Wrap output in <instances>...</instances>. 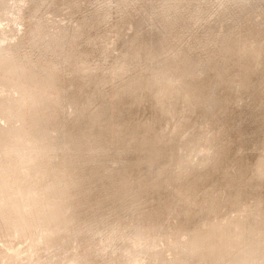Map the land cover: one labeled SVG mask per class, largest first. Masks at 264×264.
Returning <instances> with one entry per match:
<instances>
[{"label": "rangeland", "instance_id": "1", "mask_svg": "<svg viewBox=\"0 0 264 264\" xmlns=\"http://www.w3.org/2000/svg\"><path fill=\"white\" fill-rule=\"evenodd\" d=\"M0 148V264H264V0H0Z\"/></svg>", "mask_w": 264, "mask_h": 264}, {"label": "bare ground", "instance_id": "2", "mask_svg": "<svg viewBox=\"0 0 264 264\" xmlns=\"http://www.w3.org/2000/svg\"><path fill=\"white\" fill-rule=\"evenodd\" d=\"M11 138L13 139L14 138V135H11ZM18 141H20L19 139H18ZM9 142H11L10 141V139H9ZM1 149V148H0ZM13 150V149H12ZM4 165V164H3ZM3 165H1L0 166V168L4 171V172H6L7 173V176H6V178H3L2 179V181H0V183L1 182H6L7 183V187L5 188V189H3V190H8L9 188H11L15 183H14V179H12L11 178V175H10V173H11V171L9 170V168L8 169H5V167L3 166ZM0 179H1V174H0ZM20 193V191L19 192H16L15 193V195L17 196L18 194ZM1 203H4L5 205H7L9 202H8V200L7 199H1L0 198V204ZM13 204H15L16 206H17V208L18 209H20V207H22V206H20L18 203H13ZM2 230V229H1ZM17 233V229L15 230V231H13V232H11L8 236H6V237H3V240L1 239V241H6V240H8L9 238H12V237H15V234ZM198 233V232H197ZM191 235V234H190ZM193 235H195V234H193ZM190 237V236H189ZM128 239V238H127ZM253 239V238H252ZM251 239V240H252ZM162 240V239H161ZM174 240V239H173ZM195 240V239H194ZM199 240V239H198ZM200 240H201V238H200ZM151 242V241H150ZM5 243V242H4ZM152 243V242H151ZM156 243V242H155ZM178 243V242H177ZM153 244V243H152ZM80 245V244H79ZM119 245V244H118ZM136 245V244H135ZM222 245V244H221ZM87 246V245H86ZM226 246V245H225ZM233 246V245H232ZM92 247V246H91ZM90 247V248H91ZM174 247H175V245H174ZM75 248V247H74ZM225 248V247H224ZM10 250H11V248H10ZM80 250V249H79ZM182 250V249H181ZM261 250V249H260ZM15 251V250H14ZM19 251V250H18ZM42 251V250H41ZM69 251V250H68ZM83 251V250H82ZM60 252V251H59ZM63 252V251H62ZM105 252V251H104ZM222 252H223V250H222ZM224 252H225V250H224ZM16 253V252H15ZM68 253V252H67ZM185 253V252H184ZM190 253V256H191V252H189ZM84 254V253H83ZM194 254V253H193ZM224 254V253H223ZM201 255V254H200ZM21 256V255H20ZM58 256V255H57ZM80 256V255H79ZM109 256V255H108ZM188 256H189V254H188ZM50 257V256H49ZM104 257V256H103ZM81 258V257H80ZM116 258H117V256H116ZM198 257H196V259H197ZM201 258V257H200ZM113 259V258H112ZM122 259V258H121ZM188 259V258H187ZM190 259V258H189ZM192 259H194V258H192ZM81 260V259H80ZM257 260H259V259H257ZM104 261V260H103ZM185 261V260H184ZM187 261H189V260H187ZM126 262V261H125ZM74 263V262H73ZM188 263V262H187ZM231 263V262H230ZM65 264V263H64ZM109 264V263H108ZM111 264V263H110ZM185 264V263H184Z\"/></svg>", "mask_w": 264, "mask_h": 264}]
</instances>
